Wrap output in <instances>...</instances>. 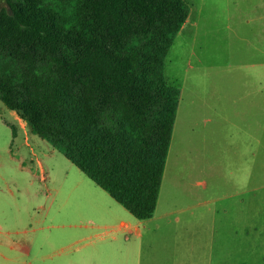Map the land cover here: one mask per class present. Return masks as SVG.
I'll list each match as a JSON object with an SVG mask.
<instances>
[{
	"label": "rangeland",
	"instance_id": "obj_1",
	"mask_svg": "<svg viewBox=\"0 0 264 264\" xmlns=\"http://www.w3.org/2000/svg\"><path fill=\"white\" fill-rule=\"evenodd\" d=\"M185 1L164 67L181 97L158 199L179 221L158 220L154 252L264 264V0ZM13 114L0 100V264H146L134 236L113 239L109 206L128 211Z\"/></svg>",
	"mask_w": 264,
	"mask_h": 264
},
{
	"label": "trees",
	"instance_id": "obj_2",
	"mask_svg": "<svg viewBox=\"0 0 264 264\" xmlns=\"http://www.w3.org/2000/svg\"><path fill=\"white\" fill-rule=\"evenodd\" d=\"M189 13L185 0H0V100L140 221L160 195L181 97L165 60Z\"/></svg>",
	"mask_w": 264,
	"mask_h": 264
},
{
	"label": "crops",
	"instance_id": "obj_3",
	"mask_svg": "<svg viewBox=\"0 0 264 264\" xmlns=\"http://www.w3.org/2000/svg\"><path fill=\"white\" fill-rule=\"evenodd\" d=\"M188 21V20H187ZM187 23V22H186ZM185 26V25H184ZM184 28V27H183ZM179 107V106H178ZM16 115V114H13ZM14 119H17V121H21L20 118L17 116H14ZM109 208H112L109 213L114 214V220H116V224L111 226L112 229V234L116 235L113 237V239L116 241L119 236L123 237V240L125 242H130L131 237H135V245L137 246L138 250L141 252H138L137 255H134V260L141 261V259H144L147 263L146 264H158V252H154L155 249H158V246H163L162 242L159 241L158 239V234L160 233V228L158 227V220L159 219H164L167 220L168 222L176 223L178 224V218H175L174 220L172 219H167L168 216L174 214V211H169L166 213H161L158 215V202L156 206V210L152 218L144 221L137 220L131 215L130 218L129 216H121L118 214L117 211H113L114 208L110 205ZM124 217V218H123ZM171 223V224H172ZM175 227V226H174ZM174 243L175 238L171 239V242ZM161 244V245H160ZM6 247L13 249V247L6 242ZM177 247V244H176ZM150 250L149 253H142L144 249ZM177 254L175 255V257ZM169 264H177L178 260L177 258L174 259H167Z\"/></svg>",
	"mask_w": 264,
	"mask_h": 264
}]
</instances>
